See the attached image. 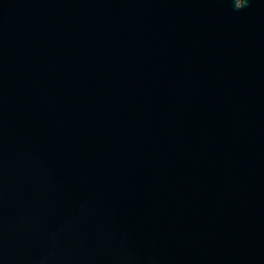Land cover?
<instances>
[{
    "label": "water",
    "instance_id": "95a60500",
    "mask_svg": "<svg viewBox=\"0 0 264 264\" xmlns=\"http://www.w3.org/2000/svg\"><path fill=\"white\" fill-rule=\"evenodd\" d=\"M0 264H264V0H0Z\"/></svg>",
    "mask_w": 264,
    "mask_h": 264
}]
</instances>
